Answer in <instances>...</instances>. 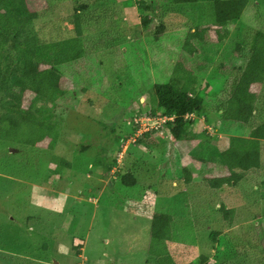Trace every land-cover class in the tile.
I'll list each match as a JSON object with an SVG mask.
<instances>
[{
    "label": "rangeland",
    "instance_id": "1",
    "mask_svg": "<svg viewBox=\"0 0 264 264\" xmlns=\"http://www.w3.org/2000/svg\"><path fill=\"white\" fill-rule=\"evenodd\" d=\"M26 3L40 15L31 32L50 40L73 35L70 16L79 4L92 7L91 14L98 9L82 30L87 43L99 47L60 67L67 93L50 108L30 145L0 141V264H195L200 256L213 264L232 245L240 256H225V264H261L256 255L264 219L261 177L211 189L199 163L207 151L192 152L197 140L173 143L165 127L153 129L154 119L142 113L150 112L154 84L172 80L180 87L190 79L173 74L180 55L196 74L195 91L213 110L220 96L208 88L218 90L222 74L230 78V67L240 65L252 34L264 32V0H250L240 19L218 33L213 5L206 2L157 8L147 28L135 0ZM160 26L165 29L157 33ZM195 27L207 31L200 43L193 41L199 51L189 60L182 46ZM253 90L255 110L247 126L214 115L209 123L204 116L195 119L187 130L217 150L226 149L231 136L258 139L264 165V82ZM30 97L26 93L24 103ZM123 134L120 144L113 141ZM97 156L111 164L108 174L94 165ZM126 175L130 185L121 181ZM220 205L234 210L230 227ZM156 212L172 217L169 254L162 261L146 255ZM214 230L221 232L215 242Z\"/></svg>",
    "mask_w": 264,
    "mask_h": 264
},
{
    "label": "trees",
    "instance_id": "2",
    "mask_svg": "<svg viewBox=\"0 0 264 264\" xmlns=\"http://www.w3.org/2000/svg\"><path fill=\"white\" fill-rule=\"evenodd\" d=\"M92 1L99 2L101 0ZM135 2L143 28H147L151 24V15L157 8L202 2L212 3L214 26L218 33L219 29L234 24L240 19L250 0H135ZM88 3L81 5L89 6ZM47 5L51 8L50 4L47 3ZM78 6L74 8L70 16L73 35L65 37V39L50 40L42 39L31 32L30 27L39 19L40 15L38 11L27 5L26 0H0L1 142H11L22 147L30 145L33 137L48 120L47 115L50 108L67 93L60 85V80L65 76L66 71H62L60 67L79 61L86 52L89 53L93 51V48L99 47V44L94 47L87 43V38H84L82 30L83 26L87 25L88 19L96 15L98 9L94 10V14H91L92 7ZM163 29L165 27H158L157 33L163 32ZM206 31L195 27L187 34L182 46V53L189 55V60L199 51L193 41L200 43ZM191 40L192 42H190ZM236 50L240 51L241 48L237 46ZM182 56H179L180 61L177 64L181 66V70H178L176 65L173 74L188 75L190 79L182 83L180 87H177L172 80L154 84L151 90L153 104L150 112L142 114L152 118H171L164 123L163 127L169 132L173 143H191V141L197 140L192 152L207 151L206 156H200L199 163L205 165L208 174L205 182L211 189H220L224 185H238L249 175L261 177L260 182L264 186V165L261 161L262 144L258 139L231 136L227 148L217 150L212 146V141L207 140L206 144H200V137L187 130V127L192 125L195 119L203 116L204 121L208 123L215 119L214 115H217L220 121L230 122L239 127L249 124L255 110L253 88L259 89L264 82V32L257 30L252 34L247 47L239 54L240 65L230 67V78L222 74V79L217 81V83L221 82L218 90H211L209 82L205 83L206 87H209L208 91H211L213 95L220 96L211 111L207 110L201 93L195 91L196 74L189 71L188 67H184V63L188 60ZM200 69L206 71V66H201ZM26 93L31 94L27 104L24 103ZM133 112L125 121L128 119L131 121L135 115ZM127 133L131 134L132 132L127 131ZM125 135L118 136L119 140L113 139V141H119L120 144V140L124 139ZM147 135L144 133L137 141H143ZM96 158L93 160L94 165L101 166V170L108 174L111 164H103L102 158L98 156ZM63 163L69 165L68 162ZM127 178V175L123 176L121 181L127 185L133 183ZM217 210L227 221V226L230 227L234 210H225L224 205H220ZM171 222L172 217L168 214L156 212L152 215L150 222L151 244L146 252L147 259L151 257L154 261H162L169 254L167 242L171 238ZM258 227L261 231L259 232L256 255L260 263L264 264V219H261ZM220 233L218 230L211 231L212 241H217ZM74 249L78 252V246ZM237 251L236 247L232 245V249H229L226 254L236 256ZM225 256L219 258V255L218 257L216 255L213 264H225L227 262V260H223ZM238 256L240 255L238 254ZM207 259L205 256H200L195 264H207Z\"/></svg>",
    "mask_w": 264,
    "mask_h": 264
},
{
    "label": "built area",
    "instance_id": "3",
    "mask_svg": "<svg viewBox=\"0 0 264 264\" xmlns=\"http://www.w3.org/2000/svg\"><path fill=\"white\" fill-rule=\"evenodd\" d=\"M152 119H154V127H155L153 129H157L163 126L166 121L171 120V118L168 117H160V118H152Z\"/></svg>",
    "mask_w": 264,
    "mask_h": 264
}]
</instances>
